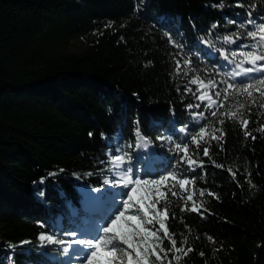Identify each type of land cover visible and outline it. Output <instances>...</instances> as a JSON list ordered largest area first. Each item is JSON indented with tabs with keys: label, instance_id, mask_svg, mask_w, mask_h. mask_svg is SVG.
<instances>
[{
	"label": "trees",
	"instance_id": "trees-1",
	"mask_svg": "<svg viewBox=\"0 0 264 264\" xmlns=\"http://www.w3.org/2000/svg\"><path fill=\"white\" fill-rule=\"evenodd\" d=\"M261 28L264 0H0V264H68L88 192L140 139L163 180L144 264H264ZM250 51L259 70L224 79Z\"/></svg>",
	"mask_w": 264,
	"mask_h": 264
},
{
	"label": "rangeland",
	"instance_id": "rangeland-1",
	"mask_svg": "<svg viewBox=\"0 0 264 264\" xmlns=\"http://www.w3.org/2000/svg\"><path fill=\"white\" fill-rule=\"evenodd\" d=\"M260 34L264 35V28L260 29ZM94 36L90 35L88 40ZM86 43L80 39L59 49V52L79 53L85 50ZM248 53L250 66L240 70H220L224 79H239L248 70H259L260 67L254 65L258 60L256 52ZM208 87L202 86L204 89ZM207 93L204 90L201 95L207 97ZM136 148V155H133L122 147L120 154L112 159L113 176L107 188L88 192L82 206V222L76 223L63 241L69 251L68 264H144L142 249L161 245L162 224L151 209L154 208L155 196L161 193L163 180L143 177L146 167H150L149 163L144 167L143 159L148 147L140 139ZM44 238L48 242L57 241L49 234Z\"/></svg>",
	"mask_w": 264,
	"mask_h": 264
}]
</instances>
